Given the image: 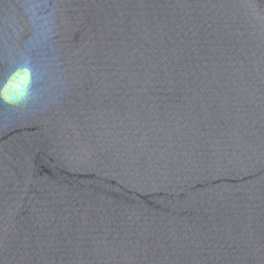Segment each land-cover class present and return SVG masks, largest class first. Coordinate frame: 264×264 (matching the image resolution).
<instances>
[{
    "label": "water",
    "instance_id": "1",
    "mask_svg": "<svg viewBox=\"0 0 264 264\" xmlns=\"http://www.w3.org/2000/svg\"><path fill=\"white\" fill-rule=\"evenodd\" d=\"M219 64L264 180V0H201Z\"/></svg>",
    "mask_w": 264,
    "mask_h": 264
}]
</instances>
